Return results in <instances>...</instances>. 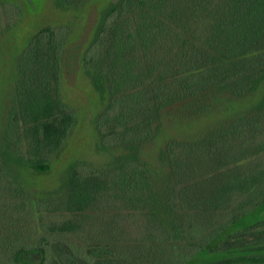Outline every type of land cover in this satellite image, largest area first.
<instances>
[{
    "label": "trees",
    "instance_id": "obj_1",
    "mask_svg": "<svg viewBox=\"0 0 264 264\" xmlns=\"http://www.w3.org/2000/svg\"><path fill=\"white\" fill-rule=\"evenodd\" d=\"M92 1L53 5L76 15ZM72 33L70 23L42 26L14 54L0 130V225L13 218L37 221L43 210L91 211L62 219V228H95L120 240L134 233L135 215L136 241L176 242L226 224L222 233L204 239L208 248L238 229L264 226V216L249 218L264 210V0L103 3L78 60L95 95L94 148L107 159L100 166L70 160L56 186L34 196L25 177L53 172L52 162L76 126L62 97ZM257 93L244 109L194 138L165 141L154 164L145 160L144 150L164 128L170 107L198 117L215 111L218 102ZM252 203V210L235 217ZM249 235L253 241L244 238L231 252L184 254L174 263L264 264V248L258 249L264 247V228ZM4 237L0 248L7 246ZM66 252L74 262L73 252ZM43 253L19 249L12 264H43Z\"/></svg>",
    "mask_w": 264,
    "mask_h": 264
},
{
    "label": "rangeland",
    "instance_id": "obj_2",
    "mask_svg": "<svg viewBox=\"0 0 264 264\" xmlns=\"http://www.w3.org/2000/svg\"><path fill=\"white\" fill-rule=\"evenodd\" d=\"M53 1L0 0V31L2 33L5 31L6 24L14 23L16 17H19L7 34L0 36V130L7 106L6 99L9 96L12 75L14 74V54L23 46L28 36L42 26L70 23L73 29L68 44L69 58L64 72L62 97L76 116V126L71 131L65 149L52 162L53 172L45 176L28 175V177H25L28 182L26 184L27 191L34 194V196L42 195L45 192L43 190L55 187L58 176L70 160L81 159L100 166L107 159L105 155L99 154L94 148L95 138L91 121L96 110L95 95L88 80L80 70L78 54L92 34L98 10L108 0H94L76 15H73L70 11L56 9ZM18 10L20 11L19 15ZM259 94L238 101L220 102V105H218V102L215 111L198 117L182 114V110L177 105L170 107L166 115L164 128L160 131L156 140L144 150L145 160L150 162L151 165L154 164L158 150L165 141L171 138L185 140L194 138L224 120L227 116L244 109ZM259 193L264 195V188ZM8 206L10 208L14 207L12 205ZM255 206L254 203L247 205L239 214H235V217L243 211L252 210ZM8 209L6 208L5 211ZM255 212L249 218H256L258 215L264 216L263 209ZM124 213L126 218L131 217L127 214V211H124ZM85 214L94 215L95 212L87 211L70 215L68 212L58 213L43 210L42 214L40 213L43 217L37 218V221H16L13 218L12 221L3 222L0 225V234L5 236L3 240L7 243V246L0 248V264H12L14 253L17 250L33 248L43 250V264H175L174 261L184 254L190 255L203 252L204 257L215 256L244 238L253 241L249 233L264 228V226H255L254 229H248L247 227L238 229L229 234L221 243L213 245L212 248L203 246L204 239L222 233L223 228L227 226L226 224L219 225L220 223H218L216 225L219 226L213 230L197 231L195 237H186L176 242L136 241L140 238L134 236L139 229L135 215L134 233L132 235L128 234L120 240L112 239L95 228L88 233L87 231L80 232L84 227L77 231L62 228L65 225L62 219H79L83 218ZM126 218L123 217L124 221ZM42 219L44 221H41ZM137 219L140 222V218L137 217ZM20 222L21 224H19ZM74 225L79 227V224L75 222ZM21 227L23 228L19 231ZM168 245L170 246L169 250ZM68 248L76 256L74 262L68 258L66 252ZM256 248L257 246H255ZM260 250L254 251L257 254Z\"/></svg>",
    "mask_w": 264,
    "mask_h": 264
},
{
    "label": "flooded vegetation",
    "instance_id": "obj_3",
    "mask_svg": "<svg viewBox=\"0 0 264 264\" xmlns=\"http://www.w3.org/2000/svg\"><path fill=\"white\" fill-rule=\"evenodd\" d=\"M236 247H237V243H236ZM226 250H228V251H233L234 250V248H233V246H230L228 249H226ZM254 252V251H253ZM232 257H234V255H232ZM222 258V257H221Z\"/></svg>",
    "mask_w": 264,
    "mask_h": 264
}]
</instances>
